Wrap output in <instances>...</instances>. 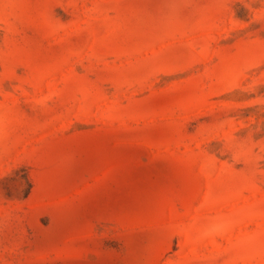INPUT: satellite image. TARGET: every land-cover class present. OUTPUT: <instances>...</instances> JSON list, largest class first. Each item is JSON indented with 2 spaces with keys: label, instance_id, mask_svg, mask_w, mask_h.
<instances>
[{
  "label": "rangeland",
  "instance_id": "1",
  "mask_svg": "<svg viewBox=\"0 0 264 264\" xmlns=\"http://www.w3.org/2000/svg\"><path fill=\"white\" fill-rule=\"evenodd\" d=\"M0 264H264V0H0Z\"/></svg>",
  "mask_w": 264,
  "mask_h": 264
}]
</instances>
